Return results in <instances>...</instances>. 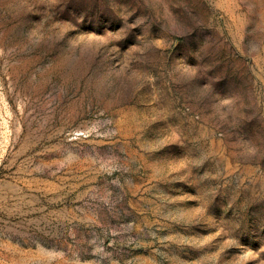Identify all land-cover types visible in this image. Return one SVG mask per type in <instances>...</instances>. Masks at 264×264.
<instances>
[{"label":"rangeland","instance_id":"374dc122","mask_svg":"<svg viewBox=\"0 0 264 264\" xmlns=\"http://www.w3.org/2000/svg\"><path fill=\"white\" fill-rule=\"evenodd\" d=\"M0 264H264V0H0Z\"/></svg>","mask_w":264,"mask_h":264}]
</instances>
